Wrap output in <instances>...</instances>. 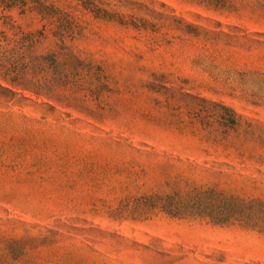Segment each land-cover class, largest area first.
<instances>
[{
    "label": "rangeland",
    "instance_id": "obj_1",
    "mask_svg": "<svg viewBox=\"0 0 264 264\" xmlns=\"http://www.w3.org/2000/svg\"><path fill=\"white\" fill-rule=\"evenodd\" d=\"M48 1L77 18L67 44L94 64L64 102L0 95V264H264L263 230L139 206L169 179L264 198V0H101L147 30ZM151 72L175 90L144 87ZM230 109L253 124L247 140L207 128ZM225 137L236 147L212 142Z\"/></svg>",
    "mask_w": 264,
    "mask_h": 264
},
{
    "label": "trees",
    "instance_id": "obj_2",
    "mask_svg": "<svg viewBox=\"0 0 264 264\" xmlns=\"http://www.w3.org/2000/svg\"><path fill=\"white\" fill-rule=\"evenodd\" d=\"M77 3L94 18L116 22L118 25L136 30L153 27L148 19L112 11L101 0H76ZM31 15L41 23V29L24 30L13 19L12 12ZM0 95L13 97L22 92H29L38 97H46L55 102L69 99L68 90L73 78L83 82L94 62L83 58L79 52L68 45V41L79 35L75 31L79 26L77 18L58 4L48 0H0ZM192 30L187 33L195 37L210 33L200 26L188 24ZM51 34L55 38L54 47L39 50L42 42ZM96 70L104 68L96 65ZM83 68L87 70L84 72ZM144 87H163L175 90L167 76L151 72ZM169 84V85H166ZM31 99V98H30ZM225 108V106H224ZM229 115L213 114L206 122L207 128L213 125L228 126L236 136L245 140L252 134L253 124L245 120L234 110ZM213 143H228L236 147L238 140L214 138ZM174 166L165 164V168ZM183 179V178H182ZM185 181V182H184ZM184 188H179L177 181L169 179L167 192L155 191L140 199L139 206L158 209L176 218H206L215 224L239 223L243 226L264 231V198L246 197L242 193L220 187L218 184H195L184 180Z\"/></svg>",
    "mask_w": 264,
    "mask_h": 264
}]
</instances>
